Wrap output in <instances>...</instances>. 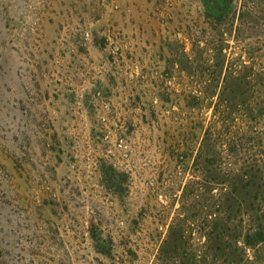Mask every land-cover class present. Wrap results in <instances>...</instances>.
Here are the masks:
<instances>
[{
  "label": "rangeland",
  "instance_id": "rangeland-1",
  "mask_svg": "<svg viewBox=\"0 0 264 264\" xmlns=\"http://www.w3.org/2000/svg\"><path fill=\"white\" fill-rule=\"evenodd\" d=\"M228 7L218 21L202 0H0L5 264H179L205 242L221 186L196 153L219 90L199 108L191 95L209 86L207 58L253 65L263 82L247 99L263 111L224 124L264 131V0ZM244 225L229 240L239 264H264ZM226 252L208 250V264H228L210 258Z\"/></svg>",
  "mask_w": 264,
  "mask_h": 264
},
{
  "label": "trees",
  "instance_id": "trees-1",
  "mask_svg": "<svg viewBox=\"0 0 264 264\" xmlns=\"http://www.w3.org/2000/svg\"><path fill=\"white\" fill-rule=\"evenodd\" d=\"M202 3L205 17L219 21L223 20L224 14L229 10L230 0H202ZM222 51L223 48H220L219 54L225 58L226 55H223ZM220 59L219 57V60L214 62L210 58L206 59L209 86L202 87L201 90L196 89L197 92L191 96L192 106L199 108L204 99L213 97L216 89L219 90L208 125L204 126L205 120L199 123L201 129L203 126L205 128L196 159H204L210 168L208 170L212 182L220 184L221 192L215 194L214 187L210 191L211 210L204 218L207 228L203 235L205 242L198 241L195 251L188 257L184 253L177 255L179 264H208L207 251L214 249L217 252L221 248L230 252L219 258L212 253L210 258L215 261H227L228 264H239L238 241H229L238 238L232 233L237 227V222H245L243 239L246 245H252L255 241L264 242V131L258 128V121L247 125L246 132L240 134H236L230 126L224 124L231 111L239 110L242 115L249 114L252 121L255 120V112L256 117L262 113L263 107L258 101L247 99V94L251 93L258 82H263V78L254 70L252 64L242 58H239L238 62L231 61L226 67L223 59ZM221 69L224 73L219 75ZM218 78L222 80L221 86L214 85ZM225 145L228 153L239 151V165L230 166V163L224 160L222 153L225 151ZM214 169L217 172H214ZM182 240L181 234L171 238L170 245L174 251L182 249ZM0 264H5L1 247Z\"/></svg>",
  "mask_w": 264,
  "mask_h": 264
}]
</instances>
